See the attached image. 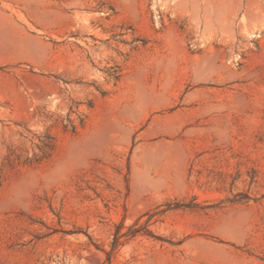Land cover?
<instances>
[{
  "label": "rangeland",
  "instance_id": "obj_1",
  "mask_svg": "<svg viewBox=\"0 0 264 264\" xmlns=\"http://www.w3.org/2000/svg\"><path fill=\"white\" fill-rule=\"evenodd\" d=\"M0 264H264V0H12Z\"/></svg>",
  "mask_w": 264,
  "mask_h": 264
},
{
  "label": "crops",
  "instance_id": "obj_2",
  "mask_svg": "<svg viewBox=\"0 0 264 264\" xmlns=\"http://www.w3.org/2000/svg\"><path fill=\"white\" fill-rule=\"evenodd\" d=\"M12 0H0V33L3 27L9 28L12 24Z\"/></svg>",
  "mask_w": 264,
  "mask_h": 264
}]
</instances>
